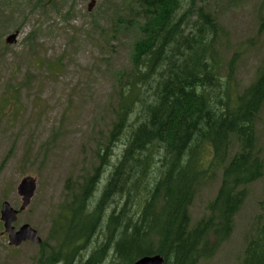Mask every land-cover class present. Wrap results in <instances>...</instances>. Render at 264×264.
I'll return each instance as SVG.
<instances>
[{"label":"trees","instance_id":"obj_1","mask_svg":"<svg viewBox=\"0 0 264 264\" xmlns=\"http://www.w3.org/2000/svg\"><path fill=\"white\" fill-rule=\"evenodd\" d=\"M207 1L133 0L143 20L132 26V67L116 76L118 102L99 163L76 189L67 186L50 235L55 241L41 245L40 264H105L111 249L112 261L124 264L153 254L166 264H197L230 238L246 187L264 177L256 143L264 61L256 79L232 94L236 57L226 65L224 82L217 44L223 27ZM232 139L240 149L229 158ZM207 146L212 159L205 165ZM217 168L222 180L209 215L190 227L189 208ZM106 232L84 258V245ZM241 264H264V223L247 242Z\"/></svg>","mask_w":264,"mask_h":264},{"label":"rangeland","instance_id":"obj_2","mask_svg":"<svg viewBox=\"0 0 264 264\" xmlns=\"http://www.w3.org/2000/svg\"><path fill=\"white\" fill-rule=\"evenodd\" d=\"M91 1L0 0V206L7 200L18 209L17 186L24 177H34L36 194L14 225L30 224L49 245L55 241L50 235L67 186L76 189L77 181L99 163L98 151L118 102L116 76L132 67L133 30L118 20L134 19L135 12L129 11L133 0H94L88 11ZM208 7L223 27L217 42L225 66L221 76L225 82L226 65L236 57L231 91L241 93L264 61V0H209ZM11 34L17 37L9 44ZM54 61L58 64L52 69L58 71L50 70ZM124 140L116 145L112 163ZM256 143L264 159V109L256 123ZM239 149L232 139L229 158ZM202 152L207 165L212 149ZM221 180L222 168H217L202 183L189 208L190 227L209 215ZM246 190L230 238L197 264L242 263L247 242L264 223V177ZM107 238L106 232L85 244L84 258ZM40 253L31 242L15 248L7 235L0 238V264H40ZM114 257L111 249L104 263Z\"/></svg>","mask_w":264,"mask_h":264},{"label":"water","instance_id":"obj_3","mask_svg":"<svg viewBox=\"0 0 264 264\" xmlns=\"http://www.w3.org/2000/svg\"><path fill=\"white\" fill-rule=\"evenodd\" d=\"M15 36H11L8 41L13 42ZM37 189V182L32 177H25L18 185V193L22 196L23 203L20 210H25L30 204L32 197ZM18 210L11 207L8 202H4L1 208V220L4 221L6 232L9 233L10 245L19 246L23 241L30 240L35 243H41L42 239L38 232L29 224L23 225L19 230L12 226L17 220ZM134 264H165L164 258L160 255L145 256Z\"/></svg>","mask_w":264,"mask_h":264}]
</instances>
